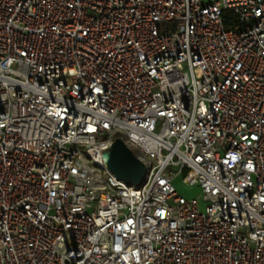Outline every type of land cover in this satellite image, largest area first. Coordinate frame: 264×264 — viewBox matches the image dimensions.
<instances>
[{"label":"built area","instance_id":"built-area-1","mask_svg":"<svg viewBox=\"0 0 264 264\" xmlns=\"http://www.w3.org/2000/svg\"><path fill=\"white\" fill-rule=\"evenodd\" d=\"M0 264H264V0H0Z\"/></svg>","mask_w":264,"mask_h":264},{"label":"water","instance_id":"water-1","mask_svg":"<svg viewBox=\"0 0 264 264\" xmlns=\"http://www.w3.org/2000/svg\"><path fill=\"white\" fill-rule=\"evenodd\" d=\"M103 160L108 171L117 180L128 186L141 187L146 182L145 164L127 147L121 138L103 152Z\"/></svg>","mask_w":264,"mask_h":264},{"label":"rangeland","instance_id":"rangeland-1","mask_svg":"<svg viewBox=\"0 0 264 264\" xmlns=\"http://www.w3.org/2000/svg\"><path fill=\"white\" fill-rule=\"evenodd\" d=\"M178 191L186 197L199 198L202 200L201 190L198 187H186L181 182H176Z\"/></svg>","mask_w":264,"mask_h":264}]
</instances>
